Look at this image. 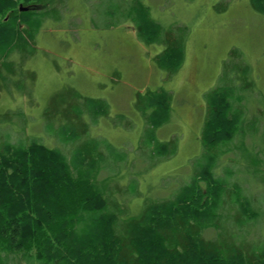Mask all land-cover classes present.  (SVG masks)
Returning a JSON list of instances; mask_svg holds the SVG:
<instances>
[{"label":"trees","instance_id":"obj_1","mask_svg":"<svg viewBox=\"0 0 264 264\" xmlns=\"http://www.w3.org/2000/svg\"><path fill=\"white\" fill-rule=\"evenodd\" d=\"M102 2L110 26L129 22L140 42L161 48L151 58L154 67L167 77L176 74L185 57V30L161 25L143 0ZM62 6V0H0V97L29 94L26 82L31 84L35 73L24 65L35 54L34 36L42 21L60 20ZM249 6L264 14V0H249ZM223 65L219 83L205 95L210 115L207 109L200 135L202 150L213 161L196 173L192 185L171 199L145 200L133 217L128 216V201H117L116 192L122 191L109 182L111 174L102 176L109 159L81 120L85 114L97 116L96 102L80 103L73 96L64 100L61 94L51 100L46 117L53 112L51 121L58 122L54 137L63 133L72 148L70 157L37 139L12 144L2 136L0 251L21 253L41 264H264V226L259 235L252 229L264 213L255 212L238 189H228L212 172L220 149L239 141L247 128L248 109L226 74L234 67V78L243 86L247 68L233 65L231 58ZM169 102V94L148 91L135 107L146 126L155 129L169 117ZM10 115L18 123L24 120L8 111L2 114L5 122ZM163 145L166 151L169 143ZM260 178L263 185L264 176ZM198 180L206 186L201 193Z\"/></svg>","mask_w":264,"mask_h":264},{"label":"rangeland","instance_id":"obj_2","mask_svg":"<svg viewBox=\"0 0 264 264\" xmlns=\"http://www.w3.org/2000/svg\"><path fill=\"white\" fill-rule=\"evenodd\" d=\"M62 3L60 20L42 21L34 36L35 54L24 65L35 73L33 82H26L29 94L0 97V142L2 136L12 144L37 139L70 157L72 148L62 139L63 133L54 137L58 122L51 121L53 112L46 117L51 100L61 94L64 100L96 102L97 116L85 114L81 120L109 159L108 172L102 176L111 174V185L124 192H116L117 201L126 199L128 216L133 217L145 200L171 199L177 190L192 185L196 173L213 161L200 143L207 109L210 115L205 95L219 83L223 64L231 58L233 65L247 68L243 86L234 78V67L226 73L248 109L247 128L239 141L220 149L212 172L228 189H238L255 212L264 213L260 178L264 176V14L254 12L249 0H143L161 25L185 30L183 64L167 77L151 60L161 48L140 42L129 22L110 26L112 19L104 12L102 0ZM231 51L236 55L232 57ZM148 91L170 95L169 117L155 129L146 126L135 107ZM8 111L18 112L24 120L18 123L10 115L5 122L2 114ZM165 143H169L166 151ZM198 181L201 193L206 186ZM261 226L263 217L252 228L254 234L259 235ZM0 263L41 264L2 250Z\"/></svg>","mask_w":264,"mask_h":264},{"label":"water","instance_id":"obj_3","mask_svg":"<svg viewBox=\"0 0 264 264\" xmlns=\"http://www.w3.org/2000/svg\"><path fill=\"white\" fill-rule=\"evenodd\" d=\"M19 11L23 12V11H27V9H26V8H22V7H20V8H19Z\"/></svg>","mask_w":264,"mask_h":264}]
</instances>
